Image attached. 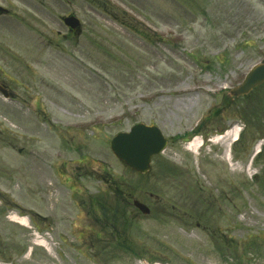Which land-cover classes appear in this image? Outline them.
I'll list each match as a JSON object with an SVG mask.
<instances>
[{
    "label": "rangeland",
    "instance_id": "rangeland-1",
    "mask_svg": "<svg viewBox=\"0 0 264 264\" xmlns=\"http://www.w3.org/2000/svg\"><path fill=\"white\" fill-rule=\"evenodd\" d=\"M0 5L1 264H264V85L229 94L264 62V0ZM137 124L169 139L145 175L110 148Z\"/></svg>",
    "mask_w": 264,
    "mask_h": 264
},
{
    "label": "water",
    "instance_id": "water-1",
    "mask_svg": "<svg viewBox=\"0 0 264 264\" xmlns=\"http://www.w3.org/2000/svg\"><path fill=\"white\" fill-rule=\"evenodd\" d=\"M8 11L0 7V15L7 14ZM65 24L77 29L80 22L75 17L66 18ZM248 76L242 86L231 93L232 96H244L249 94L254 88L264 83V65L256 67ZM0 92L7 93L0 87ZM167 145V140L161 131L156 127H146L137 125L130 133L119 134L111 143V148L115 155L128 167L137 173L145 174L150 170L153 156L161 153ZM134 205L144 214H149L150 210L145 205L135 202Z\"/></svg>",
    "mask_w": 264,
    "mask_h": 264
},
{
    "label": "bare ground",
    "instance_id": "bare-ground-1",
    "mask_svg": "<svg viewBox=\"0 0 264 264\" xmlns=\"http://www.w3.org/2000/svg\"><path fill=\"white\" fill-rule=\"evenodd\" d=\"M238 135H239V129H238V127H235L232 131H230L226 135H224L221 138H219L217 142L224 141V145L227 148L228 154L229 153L231 154V151H232L231 149H232L233 141L234 140L235 141L237 140ZM200 143H201L200 139H195L192 143H190L189 150H191L194 153H196V151L198 150V147H199ZM10 219L13 222H16L18 224H21L23 226L31 227L30 221H29V219L27 217H21V216H18L17 214H15V213H13L10 216ZM36 236H37V238L35 240L36 244H38V245H40L42 247H45L50 253H53V246H52V244L49 243L48 241H45V239L39 237L38 235H36Z\"/></svg>",
    "mask_w": 264,
    "mask_h": 264
}]
</instances>
